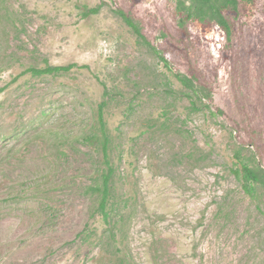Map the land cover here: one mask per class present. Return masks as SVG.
<instances>
[{
    "label": "rangeland",
    "instance_id": "374dc122",
    "mask_svg": "<svg viewBox=\"0 0 264 264\" xmlns=\"http://www.w3.org/2000/svg\"><path fill=\"white\" fill-rule=\"evenodd\" d=\"M174 4L0 0V264H264V187L251 198L232 172L238 147L264 168V0L239 8L228 41L195 22L182 34ZM47 64L75 66L25 72ZM173 72L205 84L208 107L189 113ZM102 100L126 199L113 233L83 140Z\"/></svg>",
    "mask_w": 264,
    "mask_h": 264
},
{
    "label": "trees",
    "instance_id": "16d2710c",
    "mask_svg": "<svg viewBox=\"0 0 264 264\" xmlns=\"http://www.w3.org/2000/svg\"><path fill=\"white\" fill-rule=\"evenodd\" d=\"M253 0H175L174 15L177 18V27L185 32L188 22H195L203 27H216L224 33L225 39L230 40L233 20L237 17L239 8H243L248 2ZM97 8L89 9L88 13L96 12ZM115 13L121 17L124 23L133 31L138 45H145L149 52H153L160 59L164 60L162 54L151 45L141 31L138 23L121 9H115ZM166 64V62H165ZM75 64L65 66H51L49 64L42 68L28 67L25 72L33 75L65 73ZM167 67H169L166 64ZM175 79L180 83L183 89V95L188 99L189 113L200 110L201 105L208 107L204 100L210 99L212 93L205 84L197 81L194 74L186 75L184 73L173 72ZM105 86V85H104ZM0 87V92L3 91ZM103 96H108L106 87L103 89ZM108 98V97H107ZM105 100L98 103L95 110V123L88 134L83 137L94 147L98 148L100 155L99 173L91 190L97 196V211L101 214L105 223L109 225L111 233L115 229L116 212L115 208L121 201H126L124 197L118 198L115 194L113 176L115 167L113 162V148L111 145V135L107 130L104 119ZM217 113H221L217 109ZM235 167L232 169L234 176L240 183V186L251 198L259 186L264 187V168L255 163V157L252 154H244L241 147L233 151ZM126 197V196H125ZM119 199V200H117ZM121 216H119L120 218ZM113 235V234H112Z\"/></svg>",
    "mask_w": 264,
    "mask_h": 264
}]
</instances>
